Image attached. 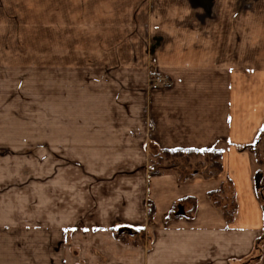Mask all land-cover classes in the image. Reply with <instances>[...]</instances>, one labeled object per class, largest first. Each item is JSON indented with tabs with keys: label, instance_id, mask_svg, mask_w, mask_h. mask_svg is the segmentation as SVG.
I'll return each mask as SVG.
<instances>
[{
	"label": "crops",
	"instance_id": "0c3cea01",
	"mask_svg": "<svg viewBox=\"0 0 264 264\" xmlns=\"http://www.w3.org/2000/svg\"><path fill=\"white\" fill-rule=\"evenodd\" d=\"M0 2V148L48 158L46 187L0 171V264H264V0ZM150 148L221 170L151 176Z\"/></svg>",
	"mask_w": 264,
	"mask_h": 264
},
{
	"label": "rangeland",
	"instance_id": "374dc122",
	"mask_svg": "<svg viewBox=\"0 0 264 264\" xmlns=\"http://www.w3.org/2000/svg\"><path fill=\"white\" fill-rule=\"evenodd\" d=\"M242 7L249 8L247 4H242ZM2 8H3V2H0V10H2ZM73 68L74 70L79 69V67L77 68L73 67ZM147 68L150 69L149 66ZM87 69H88L87 70L88 74L90 73L110 74L112 71L108 67H89ZM158 77L165 78L166 79L165 84L171 83L170 86L169 87L163 86L164 83L163 81L158 82L156 80ZM147 81L148 82L144 85L149 86V88L167 90V89H171L172 87V81L170 80V78L163 75H157V74L149 75ZM104 83H108V81H104ZM125 85L127 87V90L129 89V86L132 87V84L129 82L128 83L124 82L123 86ZM138 86L139 85H137V87ZM145 86H143L142 84L141 86H139V88H137L140 89V91L143 94V97H145V91L147 92L148 91L147 89H149L148 87ZM123 90L124 89L121 88V92ZM19 116H22V114ZM22 117H26V116L24 115ZM144 117L146 120L145 125L147 130L152 131L155 128L153 118L148 115H147V119L145 115ZM40 120L46 121V107L44 105H42L41 107ZM37 149L38 150H34V151L32 150L14 151L9 147L0 148V171L3 170V172L6 174V177L3 178V184H2L3 189L6 188L7 190L14 191L16 190V188L18 189L22 186L31 187L32 185L46 187L47 171H48L47 147L44 145H40ZM150 149L151 150L149 154L150 155L149 161L153 165L154 163H156V157L155 156L152 157V155L155 154L156 151L154 150V148H150ZM251 151H252L253 164L255 166V174L259 172L263 175V179L261 180V186H264V131L261 134V136H259V141L257 142V144L251 148ZM203 159L204 161H202ZM205 161H207L206 158L201 156L188 157V158L182 157L179 160L175 161V164L179 165L180 168L183 167L181 173H183L184 176H190L189 174H192V171L196 169V166L197 165L201 166ZM180 162L182 164H180ZM167 164L168 162L164 163V165ZM172 164L174 163L172 162ZM72 165H78V164L73 162ZM18 176L22 177L23 179L18 178ZM259 194L264 204V189H260ZM41 196H46V194L45 195L41 194Z\"/></svg>",
	"mask_w": 264,
	"mask_h": 264
},
{
	"label": "trees",
	"instance_id": "16d2710c",
	"mask_svg": "<svg viewBox=\"0 0 264 264\" xmlns=\"http://www.w3.org/2000/svg\"><path fill=\"white\" fill-rule=\"evenodd\" d=\"M160 153V154H159ZM156 157V163H154L151 167V176L160 175L162 172L169 170L172 165H176L175 161L179 160L182 157H205L206 158V165L208 169H215L217 171L221 170V151L219 150H209V151H195V150H161L157 154H153L152 157ZM177 159V160H176ZM168 162L167 165L164 163ZM172 162L174 164H172ZM170 164V165H169ZM195 171H192L193 175ZM261 189V188H260ZM259 190H256V193L263 204V200L260 197ZM149 216L151 217L153 214V208L150 207L149 209ZM228 217L233 215V210L227 211Z\"/></svg>",
	"mask_w": 264,
	"mask_h": 264
},
{
	"label": "water",
	"instance_id": "95a60500",
	"mask_svg": "<svg viewBox=\"0 0 264 264\" xmlns=\"http://www.w3.org/2000/svg\"><path fill=\"white\" fill-rule=\"evenodd\" d=\"M262 174L261 173H256L254 176V185H255V189L259 190L261 187V180H262ZM263 213H264V207H263ZM120 233H122L123 231L120 230ZM264 243V236L260 239V241L257 243V245H260Z\"/></svg>",
	"mask_w": 264,
	"mask_h": 264
},
{
	"label": "built area",
	"instance_id": "2783aa9c",
	"mask_svg": "<svg viewBox=\"0 0 264 264\" xmlns=\"http://www.w3.org/2000/svg\"><path fill=\"white\" fill-rule=\"evenodd\" d=\"M243 8H244V7H243ZM156 80H157L158 82H159V81H163V82H164V83H163V86H165V87H169L170 84H171V83H170V84H169V83H168V84H165V83H166V79H165V78H159V77H158Z\"/></svg>",
	"mask_w": 264,
	"mask_h": 264
},
{
	"label": "flooded vegetation",
	"instance_id": "af4514ba",
	"mask_svg": "<svg viewBox=\"0 0 264 264\" xmlns=\"http://www.w3.org/2000/svg\"><path fill=\"white\" fill-rule=\"evenodd\" d=\"M262 179H263V176H262ZM262 188L261 189H264V186H261Z\"/></svg>",
	"mask_w": 264,
	"mask_h": 264
}]
</instances>
